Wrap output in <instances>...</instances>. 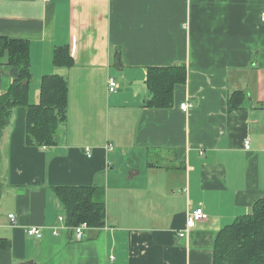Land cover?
Masks as SVG:
<instances>
[{"label":"crops","instance_id":"obj_1","mask_svg":"<svg viewBox=\"0 0 264 264\" xmlns=\"http://www.w3.org/2000/svg\"><path fill=\"white\" fill-rule=\"evenodd\" d=\"M0 35L30 43L31 101L44 75L69 86L57 145L26 143V107L3 131L0 264H213L218 231L264 197V0H0ZM176 65L171 106H148L149 69ZM56 186L103 189L105 225L77 240Z\"/></svg>","mask_w":264,"mask_h":264},{"label":"trees","instance_id":"obj_2","mask_svg":"<svg viewBox=\"0 0 264 264\" xmlns=\"http://www.w3.org/2000/svg\"><path fill=\"white\" fill-rule=\"evenodd\" d=\"M69 46L54 49L53 63L64 68L73 64ZM10 77L8 89L1 91L2 80ZM185 66L152 67L147 74L151 107H169L177 84L186 82ZM32 84L30 43L25 39L0 35V142L16 107H26V143L30 146H55L59 128L68 120V80L60 73L44 75L38 101L30 99ZM243 99L242 91L232 94V101ZM237 105V104H236ZM234 107V106H233ZM236 107V106H235ZM53 190L65 206L66 224L72 228L87 222L92 227L106 223L104 191L95 186H56ZM4 184L0 179V200ZM7 241L0 238V248ZM213 264H264V197L250 214L241 215L217 233Z\"/></svg>","mask_w":264,"mask_h":264},{"label":"built area","instance_id":"obj_3","mask_svg":"<svg viewBox=\"0 0 264 264\" xmlns=\"http://www.w3.org/2000/svg\"><path fill=\"white\" fill-rule=\"evenodd\" d=\"M117 87H118V82H117L116 78L114 76H110L109 80H108L109 90L111 92H115L117 90ZM180 107L182 108V110L188 111L190 108V104L188 102H185V103L181 104ZM244 147L246 149L251 148L250 138L245 139ZM110 148L112 149V146H110ZM86 151H87V154L90 156L91 155V149L86 148ZM9 217L13 222H16L14 214H10ZM206 218H207V215H206V213L202 207H197V208L191 210L190 213L188 214L186 229L180 230L178 232V235L180 237L186 236L187 233L189 232V230L195 226L197 221L204 220ZM59 221L65 222L66 221L65 216L64 215L59 216ZM89 227H90V225L87 222H82L81 224L74 226L71 229H72L76 239L82 240L85 237V232ZM27 233L31 236H35L37 238H42L44 236V229L41 227H38V226H30L27 229ZM54 233L55 234L58 233L56 229L54 230Z\"/></svg>","mask_w":264,"mask_h":264},{"label":"rangeland","instance_id":"obj_4","mask_svg":"<svg viewBox=\"0 0 264 264\" xmlns=\"http://www.w3.org/2000/svg\"><path fill=\"white\" fill-rule=\"evenodd\" d=\"M58 133H59V131H58Z\"/></svg>","mask_w":264,"mask_h":264}]
</instances>
